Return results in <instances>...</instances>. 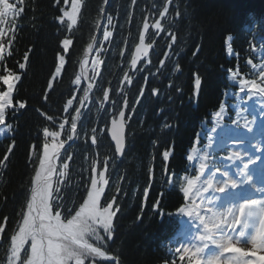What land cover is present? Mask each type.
Segmentation results:
<instances>
[{"label":"trees","instance_id":"trees-1","mask_svg":"<svg viewBox=\"0 0 264 264\" xmlns=\"http://www.w3.org/2000/svg\"><path fill=\"white\" fill-rule=\"evenodd\" d=\"M54 1L29 0L25 27L17 36L18 59L29 54L30 67L18 89L19 98L23 103L26 101V106L17 122L14 156L0 198V216H8L9 221L23 207L31 182L29 146L31 142L39 143L38 128L45 122L36 108L47 110L53 105V110L63 111L72 89L71 78L78 69V57L91 43L102 18L104 0H88L74 29L76 36L64 73L54 89L45 94L61 51L55 20L59 7H54ZM112 1L114 6L106 11L112 17V25H108L112 36L108 52L105 51L106 60L102 59L101 81L112 83L121 77L124 69L121 65L126 63L120 60L122 49L126 43L133 46L137 42L147 15L154 25L167 7L162 25L168 23L175 33L163 29L157 34L152 27L150 41L155 47L149 63L142 65L130 86L128 98L133 111L129 110L132 117L128 143L124 156L113 160L119 163L110 185V190L121 188L126 193L124 197L122 192L120 197L111 250L121 264H161L160 238L172 229L171 220L183 201L176 182L178 174L193 143L198 119L220 101L221 77L225 72L222 66L229 64L224 53L225 38L234 35L236 44L250 14L264 15V0H171L164 8L162 3L168 0H135L134 8L133 0ZM156 7L162 9L152 16ZM195 74L202 79L197 106L191 100ZM155 89L159 91L158 97L154 96ZM79 146L84 149L86 143L81 140ZM111 149L110 143L102 147L114 158ZM165 150L171 153L167 162L162 156ZM87 151L93 155L91 149ZM73 158L79 162L76 164L80 179H84L89 175L84 167L85 151ZM78 183L82 188L84 182ZM145 188L149 190L147 198ZM133 191L137 194L133 195ZM157 201L159 205L154 207Z\"/></svg>","mask_w":264,"mask_h":264},{"label":"snow or ice","instance_id":"snow-or-ice-1","mask_svg":"<svg viewBox=\"0 0 264 264\" xmlns=\"http://www.w3.org/2000/svg\"><path fill=\"white\" fill-rule=\"evenodd\" d=\"M24 0H0V62L6 59V47L3 42L4 37L9 35V32L14 31V24H10V21H14L16 17L20 16L24 9L22 7ZM67 3V0H65ZM135 3V0H133ZM80 10V0H72L71 11H64L63 15L59 17L60 21H64L67 18L68 28L71 29L77 22V14ZM103 11V10H102ZM167 7L164 11L160 12V16H165ZM108 25H112V17H107ZM5 25H8L5 28ZM150 25L147 21L143 23L142 30L139 33V43L135 45V51L131 56V67L137 68L138 61L142 58L147 59L149 56V50L153 47L151 43H145V36L148 32ZM152 27L155 28L158 34L162 30V24L157 20ZM112 36V32L105 27L103 32V38L105 41L109 40ZM175 40V37H172ZM230 39V38H229ZM7 43L11 45L12 39L9 37ZM73 43L72 39L65 38L61 41L63 51L68 52L69 46ZM93 49V44H88L84 50V55L87 56ZM228 53L232 52L231 47L227 49ZM195 54V53H194ZM8 55H11L8 52ZM24 59L27 60L28 56L25 54ZM59 64L56 66L55 73L59 74L61 68L64 66L65 56H58ZM86 63V61L84 62ZM163 63V61H162ZM100 64L99 59L93 62V68ZM83 67V64L81 65ZM179 71V65L176 66ZM20 69L25 68L24 63L19 64ZM232 79L235 80L237 73H231ZM260 84L253 81H242L241 90L247 87V84L251 83L252 88L258 94H264V71L260 73ZM21 79L11 67L5 66L3 68V74H0V84L3 85V90H0V125H3L6 120V114L10 108H13V95L16 88V82ZM80 77H77V83ZM125 81L131 83V79L125 75ZM202 79L199 74L194 76V85L196 92L194 96L198 95L199 88L201 86ZM49 88L52 87L51 81L49 82ZM92 87L90 84L85 89L84 98L81 99V105L84 104L85 99L88 96V90ZM141 95L143 89L140 90ZM109 99V92L104 91L103 100ZM73 104V100L69 99L65 108ZM19 108L23 109L25 104L19 103ZM128 106V101L125 98L124 107ZM81 109H76V115L71 119V133L67 136V141H72L77 129V120L80 118ZM111 127L108 129L112 141L115 142V151L117 153L123 152L125 142V111L120 110L118 116L112 113ZM49 120L53 118L48 117ZM67 123V121H65ZM65 123H60L59 128L65 129ZM235 123V121H234ZM10 127V126H9ZM103 131V129H101ZM92 144L97 143V136L95 135L96 129H92ZM43 135L46 138H51V143L45 142L43 144V154L39 158V165L35 170V176L32 179L31 198L27 201V211L22 213V221L18 224L17 230L13 232L10 237V246L7 254V264H85L86 261L91 260L92 264H95L96 257H105L106 259L116 260L115 256H107V254L101 250L100 247L95 246L90 242L93 238L97 241H102L104 237L100 235V230L107 235V239L111 240L113 235V218L119 211L117 206L114 209L115 197L111 201L106 203V206L101 205V198L104 196L105 185L108 184V180L105 178V171L107 170V161H104V171H97L95 164L92 167V175L90 178V186L86 189V197L83 202L79 204L78 208H66L62 213L61 209L65 208L62 197L59 195V179L57 184L54 185L52 181L53 174L56 173L55 160L61 155V150L65 149L67 141L58 140L61 136L60 131H49L47 127L43 129ZM198 142V140H197ZM16 142L13 141L7 146L3 155V159H0V167H5L6 162L10 159V154H14V147ZM210 146V145H209ZM66 151V150H65ZM196 149L193 148L192 154L187 156L188 161H192L196 158ZM171 153L165 150L162 154L165 162L169 160ZM238 152H232L228 159H236L239 157ZM72 159L71 156L68 157ZM200 163L198 166L197 174L187 179V186L183 188L184 197L187 198L189 193L195 192L196 195L203 198V193L212 190L214 193H225L229 189H237L240 186V181L230 176L227 171H221L219 166L215 167V171L206 180H204L200 187H197V182L201 181V177L208 168L209 156L207 152L199 157ZM256 159H259L257 157ZM253 159H249L244 164L246 170L250 164L255 163ZM69 167L68 163H64L61 170L58 171V177H64ZM219 173L223 179L216 180L215 175ZM241 175H246V172H241ZM247 180L251 181L252 177L247 176ZM148 188H145L144 195L147 197ZM239 193L233 194V199H237ZM107 199V198H105ZM159 205V201L156 202L154 207ZM195 207V205H194ZM55 210V211H54ZM74 211V215L72 212ZM183 213L185 210L181 208ZM54 212V214H53ZM210 216L208 219L204 217H197L201 220L204 227V232L200 236L201 246L197 248V252L204 254V250L209 247V244L216 246L217 251L207 254L203 264H228L227 260H224V253L234 251L239 253V256L231 259V264H264V256H256L257 252H264V198L261 199H243L238 203L232 204L230 207H226L223 210L220 209H208ZM191 215V212H189ZM64 215V219H62ZM70 217V218H69ZM7 219V218H5ZM66 221V222H65ZM211 225V226H210ZM239 226L240 230L238 234L233 235L228 229L235 231V227ZM4 231L3 225H0V232ZM243 240L244 243L250 244L251 248L246 249L243 247H234L235 243H240ZM29 245V247H25ZM179 251V249L177 250ZM251 253L252 257L256 259L247 258ZM195 255V253L193 254ZM197 264H201L197 261Z\"/></svg>","mask_w":264,"mask_h":264},{"label":"rangeland","instance_id":"rangeland-1","mask_svg":"<svg viewBox=\"0 0 264 264\" xmlns=\"http://www.w3.org/2000/svg\"><path fill=\"white\" fill-rule=\"evenodd\" d=\"M260 253L264 254V252H260Z\"/></svg>","mask_w":264,"mask_h":264}]
</instances>
